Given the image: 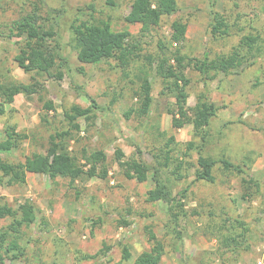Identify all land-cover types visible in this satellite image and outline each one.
<instances>
[{
	"label": "rangeland",
	"instance_id": "1",
	"mask_svg": "<svg viewBox=\"0 0 264 264\" xmlns=\"http://www.w3.org/2000/svg\"><path fill=\"white\" fill-rule=\"evenodd\" d=\"M131 1L113 0L110 5L107 0H0V84L27 83L33 77L42 85L38 93L18 94L3 104L0 141L8 128L26 132L28 138L8 152L0 151V159L17 162L34 152L44 153L50 134L70 128L64 110L79 105L90 107V116L77 119L80 128L71 130L64 141L66 150L84 169L95 157L96 170L107 171L105 178L78 179L27 173L24 183L13 184L0 173L1 203L17 209L28 200L36 216L31 225L21 228L19 244L24 255L5 256L4 264H130L150 247L147 228L164 245L159 264H264V0H177L178 10L163 16L148 33L124 20ZM213 11L226 19L228 34H211ZM27 15L56 32L49 43L59 58L51 75L25 72L14 60L25 42V34L14 29L15 22ZM75 19L103 20L114 30H129L140 42V57L127 62L109 58L97 64L80 63L70 34ZM174 20L187 24L182 42L170 39ZM250 35L256 39L251 50L243 41ZM158 41L167 56L178 49L201 59L205 52L208 59L224 56L230 62L236 60L237 52L244 57L237 69L215 74L206 85L200 73L184 70L190 78L188 114L192 115L197 96L203 92L217 106L204 143L193 135L191 123L181 128L171 125L174 98L156 73L161 53ZM148 54L155 58L150 66ZM143 89L152 102L148 113L141 115ZM2 100L0 94V104ZM49 100L54 109L47 111L43 104ZM92 101L97 108L91 107ZM188 141L195 148L187 149ZM168 147L173 148L172 161L162 166ZM199 152L217 161L213 182L196 179ZM131 158L146 165L145 181L125 176L118 161ZM220 159L244 165L245 175L225 171ZM178 162L182 178L172 173ZM246 174L260 188L256 191L251 185L246 190L250 196L244 199L240 177L248 178ZM157 184L167 185L177 198L186 189L187 215L176 223L164 202L146 200L147 190ZM234 220L243 221L247 231L241 247L231 252L222 246L221 236L241 230ZM9 222L10 218L0 219V226ZM122 245L131 252L127 261L121 259Z\"/></svg>",
	"mask_w": 264,
	"mask_h": 264
},
{
	"label": "trees",
	"instance_id": "2",
	"mask_svg": "<svg viewBox=\"0 0 264 264\" xmlns=\"http://www.w3.org/2000/svg\"><path fill=\"white\" fill-rule=\"evenodd\" d=\"M111 5L113 0H107ZM178 10L177 0H132L129 11L124 15V20L128 23L139 24L141 33H148L151 29L157 27L163 16L174 14ZM170 39L173 43L185 40L187 24L180 20H174L171 25ZM14 29L25 34L23 47L14 56L17 65L25 72H35L37 74L51 75V69L57 64L59 53L55 46L50 45V41L56 35L52 29H45L36 23L32 15H27L15 22ZM230 27L224 16L213 11L210 32L214 36H223L229 33ZM71 41L76 49V57L80 63L97 64L109 58H116L122 62L131 61L140 57L142 51L140 42L135 39L133 34L127 30H114L109 22L98 20L89 21L84 19H75L70 26ZM244 43L249 50L253 48L256 39L251 35L243 38ZM57 44V43H56ZM58 45V44H57ZM158 48L161 50L157 57L156 73L165 81V88L174 98L175 110L171 113V125L174 128H181L187 123L192 124L193 135L201 139L202 143L206 141V128L210 124L211 118L216 115L217 106L203 92L197 96L196 103L192 107V115L188 114L186 107L188 92L187 87L190 78L185 74L186 68H191L201 74L203 84L206 85L208 79H213L215 74L222 72L229 74L232 69H237L243 64V55L235 53L236 60L230 62L227 57L219 56L214 59H208L205 52L203 58L191 57L181 53L176 49L166 55V48L161 41H158ZM146 61L152 65L155 59L153 55H146ZM173 61V62H171ZM211 72L213 74H211ZM57 78H62V73H57ZM27 83L13 82L7 86L0 84V94L3 97L0 104V111L3 110L4 103H10L18 94L29 97L38 93L42 85L39 81L30 78ZM141 107L138 112L141 115L149 111L152 97L145 89L141 91ZM91 107L98 106L94 101ZM43 108L47 111L54 109L52 101H45ZM90 107H81L73 105L68 110H64L63 116L70 128L62 131H56L49 135V144L44 153L34 152L22 161L12 162L0 159V173L8 178V183H24L27 173H41L51 179L56 177H68L72 179L98 176L105 178L107 171L104 169L98 172L94 166L95 157H92L91 166L84 169L82 164L77 162L76 157L72 156L64 145V141L70 136L71 130H79L78 118H89ZM44 120V117H41ZM28 138V133L19 132L13 128L5 130V137L0 141V151L8 152L20 141ZM173 140L172 138L170 139ZM187 149L195 148L193 141H188ZM173 148L168 147L162 154V166H168L172 161ZM222 168L228 172H235L237 175H245L242 165L234 164L228 159H220ZM176 165L172 173H176L177 178L182 175L177 173L181 167V162ZM217 161L209 156H203L199 152L197 158L198 168L195 171L196 179L207 182L214 181L212 172ZM118 164L124 168L125 176L128 179H136L143 182L147 179V167L140 159L131 158L125 161H118ZM247 175V174H246ZM240 177L242 186V198L247 199L250 194L247 189L251 185L259 190V183L251 176ZM186 189L179 192V198L173 195L172 190L165 184H157L146 192V200L155 202L162 201L167 206V213L173 222H177L179 217L187 215L184 207ZM10 218L7 225L0 226V264H4V257L20 258L24 255V248L19 244L21 228L31 225L36 216L33 204L25 200L18 205L17 209L12 208L7 203L0 201V219ZM241 225L239 232L231 231L229 234L221 236L222 246L231 252H236L241 247L242 238L245 236L247 228L243 221L234 220ZM147 238L150 247L141 251L130 264H159L164 254V245L156 234L147 228ZM179 234V232H178ZM107 250L109 247L104 246ZM100 252V251H99ZM121 259L127 261L131 258V252L127 245L121 247Z\"/></svg>",
	"mask_w": 264,
	"mask_h": 264
}]
</instances>
